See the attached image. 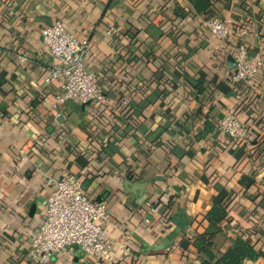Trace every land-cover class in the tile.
<instances>
[{"label":"crops","instance_id":"0c3cea01","mask_svg":"<svg viewBox=\"0 0 264 264\" xmlns=\"http://www.w3.org/2000/svg\"><path fill=\"white\" fill-rule=\"evenodd\" d=\"M213 5L247 30L249 54L262 62L241 90L227 82L237 38L210 34L186 0H0V264H98L76 245L41 262L28 254L51 191L45 179L65 174L104 204L98 222L113 264H200L192 239L214 197L228 212L214 253L254 229L260 257L242 264H264L263 159L214 130L233 109L250 125L249 141L264 140V0ZM42 16L89 41L85 64L108 104L75 110L55 101L60 82H46L53 57L41 45ZM22 53L30 59L19 63ZM162 238L173 242L148 250Z\"/></svg>","mask_w":264,"mask_h":264},{"label":"built area","instance_id":"2783aa9c","mask_svg":"<svg viewBox=\"0 0 264 264\" xmlns=\"http://www.w3.org/2000/svg\"><path fill=\"white\" fill-rule=\"evenodd\" d=\"M203 22L209 33L219 40L237 38L232 47V69L227 82L231 87L241 90L262 65L260 59H253L249 54L244 41L247 30L231 25L216 14ZM112 31L113 28H110L107 33L112 34ZM41 45L53 57L47 68L46 82H60L53 93L57 103L72 100L78 104L95 101L106 105L110 102L97 74L85 64L90 47L87 39L77 38L66 29L62 20H55L41 30ZM29 59V54L17 55L19 63ZM121 103L126 104V100ZM214 130L250 145V125L241 120L233 109L223 112ZM259 169L261 172L262 168ZM44 183L51 187V191L44 203L41 221L30 241L28 254L41 262L76 245L87 258L98 264H113L111 240L98 222L99 219H107L104 204L90 198L81 180L74 174H65L60 178L48 177Z\"/></svg>","mask_w":264,"mask_h":264},{"label":"trees","instance_id":"16d2710c","mask_svg":"<svg viewBox=\"0 0 264 264\" xmlns=\"http://www.w3.org/2000/svg\"><path fill=\"white\" fill-rule=\"evenodd\" d=\"M186 1L191 5L195 13L201 16L202 21L215 14L217 15L213 5L215 0ZM175 15L184 17L185 12L177 8L175 10ZM230 24L236 27H242L240 24L234 22ZM2 82L3 80L0 79V84ZM195 89L197 90L196 93L202 91L200 82L195 83ZM234 111L237 113V110ZM249 146L251 155H254L255 158L263 159L262 165H264V140L260 139L256 140L254 143L250 142ZM226 202L227 201L224 202L223 199L213 198L211 209L203 215V220L206 221L205 230L192 239L193 246L196 248L197 252L201 254L200 264H242L244 259L256 260L260 257V250L256 249L255 243L251 238L254 234V229L251 230L250 234L247 233V235L244 234L235 237L230 246L225 251L221 252V254L217 255L214 253V236L221 230V221L227 219L228 212ZM212 227H214L213 230L211 229Z\"/></svg>","mask_w":264,"mask_h":264},{"label":"water","instance_id":"95a60500","mask_svg":"<svg viewBox=\"0 0 264 264\" xmlns=\"http://www.w3.org/2000/svg\"><path fill=\"white\" fill-rule=\"evenodd\" d=\"M40 20H43L44 22H46L47 25H49L51 23L50 18L47 17V16L40 17ZM227 63H228V66L231 68V65H232V56L231 55L227 58ZM66 103L68 104V106H70L71 108H73L75 110H83L84 109V105H85V104L75 103L72 100H67ZM126 182L127 183L125 185H131L129 180L126 181ZM135 185H136L135 187L139 188V186H142V183L137 182ZM172 242H173V240H171L169 238H162L160 240V242L149 246L148 250H154V251L160 250V249L165 248L167 245L171 244Z\"/></svg>","mask_w":264,"mask_h":264}]
</instances>
